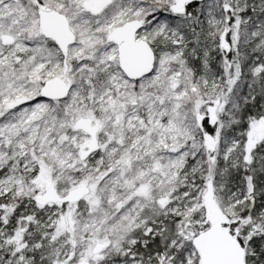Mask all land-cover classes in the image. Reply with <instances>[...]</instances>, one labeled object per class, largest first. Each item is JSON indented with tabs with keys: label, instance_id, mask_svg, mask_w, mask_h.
Listing matches in <instances>:
<instances>
[{
	"label": "snow or ice",
	"instance_id": "1",
	"mask_svg": "<svg viewBox=\"0 0 264 264\" xmlns=\"http://www.w3.org/2000/svg\"><path fill=\"white\" fill-rule=\"evenodd\" d=\"M0 264H264V0H0Z\"/></svg>",
	"mask_w": 264,
	"mask_h": 264
}]
</instances>
